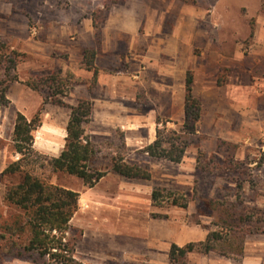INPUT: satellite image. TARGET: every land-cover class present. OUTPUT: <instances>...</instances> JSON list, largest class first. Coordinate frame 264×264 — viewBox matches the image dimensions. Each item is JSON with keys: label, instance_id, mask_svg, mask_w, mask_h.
<instances>
[{"label": "rangeland", "instance_id": "rangeland-1", "mask_svg": "<svg viewBox=\"0 0 264 264\" xmlns=\"http://www.w3.org/2000/svg\"><path fill=\"white\" fill-rule=\"evenodd\" d=\"M122 1L0 0V42L20 54L17 66L10 71L11 75L17 78V81L8 85L7 98L10 96L12 102L9 100L7 107H0V151L4 153L2 156L5 166L18 158V155L12 153L11 148V136L17 113L15 100L18 99V95L25 94V102L33 101V107H37L29 119L41 110L42 123L44 111L55 109L49 100L43 103L48 97L47 89L34 91L25 85L27 81L36 82L37 78L58 70L46 72L40 69L45 61L42 55H37V51L41 54L45 50H50L46 44L47 29L50 26L73 28L78 22L77 19L92 18V15L99 11L104 13L101 17L103 25L112 5ZM261 3L262 0H146L148 12L154 17L150 28L161 30L160 38L170 44L167 35L171 33L178 13L185 32L190 31L192 34L194 32L189 48L192 54L191 65L202 71L212 70V75L219 85L227 83L241 86L236 89L237 99L252 98L253 103L251 107L246 105V108H243L244 119L232 115L230 119L232 123L229 126L221 124L220 118L223 117L221 112L213 111L206 103L196 133L188 139L182 161L166 165L168 174L180 175V182L175 185L176 187L165 188L183 194L188 200L187 207L182 209L163 205L161 208H149L147 216L143 212L137 216L139 224H142L145 217L153 221H168L178 226L180 234L189 229L188 238L198 240L216 229L214 223L218 221L221 213L229 212L237 216L247 208L264 210V13L261 10ZM106 6L109 7L108 10ZM70 36L74 37V34ZM3 79L4 71L0 67V80ZM200 79L204 81L203 76ZM16 83L21 84L22 89L16 87L18 89L13 90L12 87ZM227 90L230 94L231 89ZM157 120L160 124L165 123L166 128L170 130H178L181 127L179 119L171 121L158 117ZM243 121L249 125H243ZM157 127L162 128L160 125ZM40 131L38 128L34 132V141L38 145L44 143ZM111 135L110 139L100 143L103 147L99 148L100 154L92 166L106 167L108 157L112 154L126 158L130 156L138 162L142 161L141 158L137 159L136 149L121 147L123 135L119 130ZM43 150L37 152L50 158L48 151L45 153ZM231 157L233 162L238 163L237 168L225 169L223 160ZM43 158L38 164L44 165H30L26 166V169L44 177L49 176L54 184L73 189L80 187L81 180L75 177L64 174L50 175ZM155 168V176L162 173V167ZM11 180L8 178L0 180V225L16 213V210L9 209L2 201L5 186ZM215 201H218L219 205L214 203ZM258 203L263 206L259 207ZM76 222L75 217L70 222L72 228L70 236L80 235L74 258L78 259L83 254L91 252L88 255L93 257L92 260L102 259V262L96 261L97 263L91 264L160 263L162 257L159 255L163 253H158L155 263L150 259L153 251L148 244L150 240L138 227L110 230L122 236L99 238L89 235V238L83 239V231L74 226ZM256 225L252 223V227ZM261 227L264 229V225L261 224ZM255 234L246 235L244 239L243 248L249 255L255 250L253 245L255 241L261 239ZM260 248L263 250L264 264V244L260 245ZM1 260V264H33L26 259L11 257H3ZM239 262L240 258L233 259L215 253L194 254L188 258V264H239Z\"/></svg>", "mask_w": 264, "mask_h": 264}, {"label": "crops", "instance_id": "crops-1", "mask_svg": "<svg viewBox=\"0 0 264 264\" xmlns=\"http://www.w3.org/2000/svg\"><path fill=\"white\" fill-rule=\"evenodd\" d=\"M145 3L146 0H123L112 5L98 31V39L90 17L77 19L73 28L50 26L45 33L50 50L41 54L37 51V55H42L45 61L40 69L46 72L58 69L68 80L69 89L62 97L65 103L75 105L79 100L91 103L89 121L84 129L97 152L90 167L94 171L105 172V175L91 188H86L82 181L77 189L62 186L80 194L79 209L73 216L77 221L74 226L83 231V239L89 238V235L99 238L122 236L110 230L138 227L150 240L148 244L153 249L150 259L155 263L158 253H163L159 255L162 257L159 264H167V251L171 244L183 246L189 241H202L206 234L198 240L190 239L189 229L180 234L178 226L171 222L153 221L147 217L139 224L136 220L138 215L142 212L146 215L149 208L157 207L151 202L152 190L156 187H176L180 182L178 173L168 174L166 171V165L173 163L149 158L140 150L155 140L158 117L171 121L179 119L182 125L184 79L188 70L193 71V94L200 98L202 112L208 103L213 111L221 112V124L225 126L232 123V115L244 119L242 110L246 105L251 107L253 99H237L236 89L241 86L227 83L219 85L212 70L202 71L191 65L192 54L189 48L194 32H185L178 13L171 33L167 35L170 44L160 38L161 30L150 28L154 17L148 12ZM72 33L74 37L70 36ZM85 49L95 50V71L87 70L83 65ZM201 76L204 81L200 79ZM16 87L22 89L23 86L16 83L13 90L18 89ZM228 88L231 89L230 94ZM8 98L12 102L10 96ZM15 101L17 112L27 119L33 116L37 107H33V101L25 102V94L20 93ZM54 108L44 111L39 126L44 143L38 145L33 141L35 151L40 153L44 149L51 157H57L64 147L69 117L68 109L58 106ZM242 124L248 123L243 121ZM117 130L123 135L121 147L136 149L135 155L142 161L138 162L130 156L122 157L128 163L149 165L150 180L127 179L114 173L111 170V158L116 154L108 157L106 167L91 165L100 154L99 148L103 147L100 143L110 139L111 134ZM2 155L4 153L0 151V173L5 166ZM156 165L163 168L157 176L154 174ZM257 205L260 207L264 204ZM255 236L261 237L253 244L255 250L251 255L243 250L239 264H263L260 245L264 244V236ZM89 253L80 256L79 260L75 259L82 264L102 262L101 258L92 260ZM194 254L197 253L189 257Z\"/></svg>", "mask_w": 264, "mask_h": 264}, {"label": "trees", "instance_id": "trees-1", "mask_svg": "<svg viewBox=\"0 0 264 264\" xmlns=\"http://www.w3.org/2000/svg\"><path fill=\"white\" fill-rule=\"evenodd\" d=\"M106 7L108 10L109 7ZM261 10L264 13V0ZM103 15V11L95 12L91 18L97 39ZM19 55L0 42V67L5 76V79L0 80V107H7L10 103L7 98L8 85L17 81L10 71L17 66ZM94 60L95 50L85 49V69L95 71ZM193 82V72L188 70L184 79V119L181 127L178 130H170L166 128L165 123L160 124L157 120L158 126L162 128H156L155 140L140 150L142 154L173 164L182 161L188 139L196 133L197 124L202 117L201 100L193 94ZM25 85L34 91L47 89L48 97L43 103L49 100L54 106L68 109L69 117L62 151L57 157L47 158L33 148L34 132L41 125V110L31 119L16 113L11 148L18 158L6 164L0 173V180L12 179L5 186L2 201L9 209L16 210V213L0 225V259H26L33 264H82L74 258L80 235L70 236V221L79 209L80 194L52 183L49 176L37 174L26 169V166L44 165L38 164L44 157L50 175L73 176L80 179L86 188L93 187L105 172L94 171L90 167L97 152L89 136L85 135L84 129V125L89 121L91 103L87 100H79L75 105L65 103L62 97L69 89L68 80L58 70L37 78L36 82L27 81ZM237 164L233 162V157L223 160L225 169L234 170ZM111 170L127 179H151L147 166L128 163L118 154L111 158ZM151 202L157 207L170 205L182 209L188 204L183 194L161 187L152 190ZM214 203L219 205L218 201ZM218 218L214 223L216 229L209 231L204 240L188 242L183 246L171 244L167 253L168 264H188V257L192 253H215L239 259L243 255L245 236L252 233L264 234L261 227V224L264 225L262 209L247 208L237 216L224 212ZM252 223L258 226L252 227ZM1 262L2 260L0 264Z\"/></svg>", "mask_w": 264, "mask_h": 264}]
</instances>
